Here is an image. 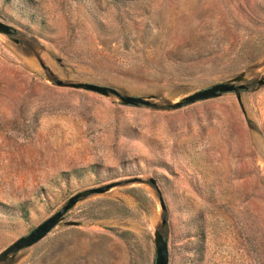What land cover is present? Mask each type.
Wrapping results in <instances>:
<instances>
[{"label":"rangeland","instance_id":"1","mask_svg":"<svg viewBox=\"0 0 264 264\" xmlns=\"http://www.w3.org/2000/svg\"><path fill=\"white\" fill-rule=\"evenodd\" d=\"M0 23V251L116 183L0 264H153L155 230L167 264H264V0H0Z\"/></svg>","mask_w":264,"mask_h":264},{"label":"water","instance_id":"2","mask_svg":"<svg viewBox=\"0 0 264 264\" xmlns=\"http://www.w3.org/2000/svg\"><path fill=\"white\" fill-rule=\"evenodd\" d=\"M14 34L15 31L12 28L0 23V35L11 37ZM242 80L243 76L242 74H240L230 82L212 85L204 90L192 93L191 95L184 97L179 102L170 105L169 109L176 110L196 102L214 99L224 94H237L238 92L245 90V86L241 84ZM56 85L60 86L61 83L57 82ZM258 85H264V81H259ZM66 86L72 89L91 92L102 97L113 96L119 101L122 106L153 107V104H150L147 100L136 97L121 96L115 90L107 87L81 83L69 84ZM132 181L136 180H129V182ZM149 182L151 184H154L152 179H150ZM115 185L116 183L105 184L99 187L88 188L71 195L56 212H54L52 215H50L33 229H31L26 235L19 237L11 244L6 246L3 250H1L0 261L4 260L8 255L14 254L20 249L27 248L42 239L57 223L62 220L64 214L70 208H72L78 200L85 198L86 196L91 194L103 193L110 187H113ZM153 246L155 250L153 264H167L166 242L157 230L153 232Z\"/></svg>","mask_w":264,"mask_h":264}]
</instances>
